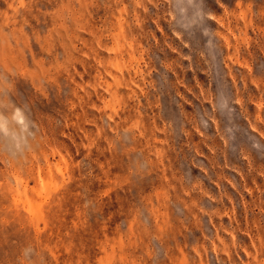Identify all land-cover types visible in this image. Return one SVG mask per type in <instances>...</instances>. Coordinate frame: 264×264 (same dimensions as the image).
I'll list each match as a JSON object with an SVG mask.
<instances>
[{"label":"rangeland","instance_id":"rangeland-1","mask_svg":"<svg viewBox=\"0 0 264 264\" xmlns=\"http://www.w3.org/2000/svg\"><path fill=\"white\" fill-rule=\"evenodd\" d=\"M0 264H264V0H0Z\"/></svg>","mask_w":264,"mask_h":264}]
</instances>
